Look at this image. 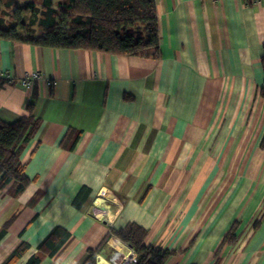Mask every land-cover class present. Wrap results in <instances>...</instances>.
Returning a JSON list of instances; mask_svg holds the SVG:
<instances>
[{
  "label": "crops",
  "instance_id": "0c3cea01",
  "mask_svg": "<svg viewBox=\"0 0 264 264\" xmlns=\"http://www.w3.org/2000/svg\"><path fill=\"white\" fill-rule=\"evenodd\" d=\"M156 11L158 57L0 39V71L42 73L30 88L0 79V119L39 120L22 152L28 186L0 190V264L21 242L26 264L56 226L71 241L41 264H80L128 223L175 252L166 264H264V0ZM128 254L111 235L96 264Z\"/></svg>",
  "mask_w": 264,
  "mask_h": 264
},
{
  "label": "trees",
  "instance_id": "16d2710c",
  "mask_svg": "<svg viewBox=\"0 0 264 264\" xmlns=\"http://www.w3.org/2000/svg\"><path fill=\"white\" fill-rule=\"evenodd\" d=\"M252 2V0H245ZM0 0L7 13H0V39L22 41L32 45L84 49L115 55L158 57L159 31L156 0ZM9 14L14 25H6ZM264 69V54L262 57ZM264 94V86L262 88ZM39 120L29 114L15 121L0 119V190L12 185L15 194L29 184L22 158L24 145L34 135ZM87 191L78 193L74 206L82 208ZM235 223L227 233L230 246L237 242ZM111 235L129 245L137 262L127 264H166L174 251L161 245H148V231L136 223L111 228L97 248H89L80 264H96L97 255ZM72 235L56 226L42 240L37 252L26 264H41L46 256L57 257L69 244ZM30 248L21 242L2 264H15Z\"/></svg>",
  "mask_w": 264,
  "mask_h": 264
},
{
  "label": "built area",
  "instance_id": "2783aa9c",
  "mask_svg": "<svg viewBox=\"0 0 264 264\" xmlns=\"http://www.w3.org/2000/svg\"><path fill=\"white\" fill-rule=\"evenodd\" d=\"M253 3L258 2V0H252ZM0 79L7 80L9 82H13L19 86H22L24 88H30L33 83L37 80L42 79V73L40 71H28L21 77H14L8 72L0 71ZM128 262L135 263L137 262V257L134 254H131L130 257H126L125 261L117 264H127Z\"/></svg>",
  "mask_w": 264,
  "mask_h": 264
},
{
  "label": "rangeland",
  "instance_id": "374dc122",
  "mask_svg": "<svg viewBox=\"0 0 264 264\" xmlns=\"http://www.w3.org/2000/svg\"><path fill=\"white\" fill-rule=\"evenodd\" d=\"M24 1H29V0H20V2H19V5H21V4H23L24 3ZM7 8H6V6L5 5H1V9H0V13H4V12H6L7 13ZM3 17H4V20L6 21V25H14V22L13 21H11V17H10V15L9 14H5V15H3ZM95 215H96V213H95ZM128 257H130V255H127ZM126 256V257H127ZM126 259V258H125ZM125 259L124 260H120L118 263H121V262H123V261H125Z\"/></svg>",
  "mask_w": 264,
  "mask_h": 264
},
{
  "label": "bare ground",
  "instance_id": "6f19581e",
  "mask_svg": "<svg viewBox=\"0 0 264 264\" xmlns=\"http://www.w3.org/2000/svg\"><path fill=\"white\" fill-rule=\"evenodd\" d=\"M103 198H104V192L102 191L97 197H96V199L94 200V205L96 206V207H99V206H101V204H102V202H103ZM118 245V247H121L122 248V246L120 245V244H117ZM126 253H128V252H126ZM129 255V254H128ZM100 264H107V263H105V261L102 259V258H100Z\"/></svg>",
  "mask_w": 264,
  "mask_h": 264
},
{
  "label": "water",
  "instance_id": "95a60500",
  "mask_svg": "<svg viewBox=\"0 0 264 264\" xmlns=\"http://www.w3.org/2000/svg\"><path fill=\"white\" fill-rule=\"evenodd\" d=\"M130 247V246H129Z\"/></svg>",
  "mask_w": 264,
  "mask_h": 264
}]
</instances>
